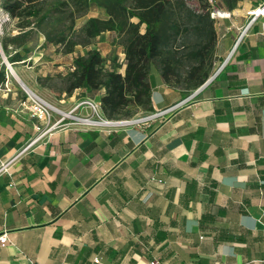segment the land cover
<instances>
[{
	"label": "crops",
	"instance_id": "obj_1",
	"mask_svg": "<svg viewBox=\"0 0 264 264\" xmlns=\"http://www.w3.org/2000/svg\"><path fill=\"white\" fill-rule=\"evenodd\" d=\"M263 2L221 9L217 63L234 52L183 106L149 124L67 121L0 174V264H264V15L234 46ZM150 80L151 111L188 97ZM23 98L0 96V161L34 134Z\"/></svg>",
	"mask_w": 264,
	"mask_h": 264
},
{
	"label": "trees",
	"instance_id": "obj_2",
	"mask_svg": "<svg viewBox=\"0 0 264 264\" xmlns=\"http://www.w3.org/2000/svg\"><path fill=\"white\" fill-rule=\"evenodd\" d=\"M198 1L200 7L188 0H0L18 29L16 35L2 40V47L7 52L10 45L18 48L33 33H41L43 48L53 46L62 55L74 54L69 70L60 74L65 92L79 89L86 97L99 96L106 118L131 117L140 109L153 110V65L163 82L183 97L217 67L213 7L208 0ZM241 1L215 0L217 8L229 11ZM92 10L97 14L88 15ZM108 31L117 34L123 47V64L116 58L111 63L99 47L90 46ZM79 46L85 51L76 53ZM26 57L17 51L12 60Z\"/></svg>",
	"mask_w": 264,
	"mask_h": 264
},
{
	"label": "built area",
	"instance_id": "obj_3",
	"mask_svg": "<svg viewBox=\"0 0 264 264\" xmlns=\"http://www.w3.org/2000/svg\"><path fill=\"white\" fill-rule=\"evenodd\" d=\"M229 12L223 11L219 8H214L211 11V16L217 18L223 15H229ZM248 21L244 26L240 28V33L235 41V47L240 43L243 37L246 35L248 29L260 16L264 15V2L249 11ZM13 20L10 14L0 6V96L8 95L15 89L14 80L18 82L22 88L23 99L20 101L17 107L13 110L14 112H25L30 117L36 119L34 125V134L30 137L25 145H23L16 153H14L8 159L0 161V174L10 173L13 164L30 151L33 146L44 141L48 136H50L53 131L62 127L67 121L77 120L86 124L91 125H104L108 127L116 126L119 124H149L153 120L168 115L172 113L179 107L183 106L189 99L194 98L198 91L205 86L208 82L213 80L225 67V65L230 60L233 50L228 53V55L222 59L218 64L213 73L208 77V79L197 89H195L188 97L178 103L173 105L151 111L146 115H134L131 117L109 119L106 118L101 110L100 104L93 98L85 97L77 102L68 111L61 110L56 106L49 103L44 97L39 93L35 92L31 88H25L21 83L16 70L15 64L22 63L24 65H29L32 60L31 56H28L21 61H10L8 55L2 47V35L4 33V26L10 25ZM82 109H87L88 112L85 114L79 113ZM54 114H58V118L54 119ZM158 181L162 182L161 179ZM9 242L8 232L4 230L0 233V244L6 245ZM94 262L100 263L99 257H96ZM151 264H157V261H151Z\"/></svg>",
	"mask_w": 264,
	"mask_h": 264
},
{
	"label": "rangeland",
	"instance_id": "obj_4",
	"mask_svg": "<svg viewBox=\"0 0 264 264\" xmlns=\"http://www.w3.org/2000/svg\"><path fill=\"white\" fill-rule=\"evenodd\" d=\"M188 2L193 7H200L198 0H188ZM208 2L212 5L213 9L217 8L218 5L216 4L215 0H208ZM91 14L96 15L97 11L92 10L88 15ZM87 16L81 18L79 22H84ZM17 33L18 29L15 26V23L5 25L1 40H3L5 37L16 35ZM43 42L44 36L39 32H35L24 45L19 46L18 48L14 45H10L8 51L5 53L8 55L10 61H13L12 56L15 55L17 51H19L22 57L30 55L32 60L30 61L29 65H24L22 63H17L14 65L19 78L23 80L26 85L29 86V88L41 94L52 105L61 110L62 108L69 109L82 98L86 97V95H84L79 89L73 90L71 93L65 92V84L62 80V77L60 76L61 73H66L69 70L74 54L62 55L56 51L55 47L53 46L49 48H43ZM177 42L180 43L181 39ZM90 46L99 47L105 57H107L111 63H113L114 58H116L118 63H124L123 47L118 43L117 34L115 32H104L100 34L92 41ZM84 51L85 48L79 46L76 53ZM151 71L154 75H161L158 68L154 65L152 66ZM26 80H33L35 88L30 87ZM39 80L43 84L40 83ZM14 85L18 91H23L22 86L15 80ZM94 99L98 101L99 96ZM79 113L81 112L79 111Z\"/></svg>",
	"mask_w": 264,
	"mask_h": 264
},
{
	"label": "bare ground",
	"instance_id": "obj_5",
	"mask_svg": "<svg viewBox=\"0 0 264 264\" xmlns=\"http://www.w3.org/2000/svg\"><path fill=\"white\" fill-rule=\"evenodd\" d=\"M21 82H22L21 84H22L25 88H27V89L29 88V87L26 85V83H24L22 80H21Z\"/></svg>",
	"mask_w": 264,
	"mask_h": 264
}]
</instances>
